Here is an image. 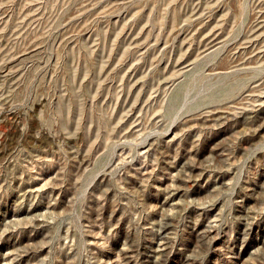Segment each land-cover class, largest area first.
Listing matches in <instances>:
<instances>
[{
    "label": "rangeland",
    "instance_id": "obj_1",
    "mask_svg": "<svg viewBox=\"0 0 264 264\" xmlns=\"http://www.w3.org/2000/svg\"><path fill=\"white\" fill-rule=\"evenodd\" d=\"M0 264H264V0H0Z\"/></svg>",
    "mask_w": 264,
    "mask_h": 264
},
{
    "label": "bare ground",
    "instance_id": "obj_2",
    "mask_svg": "<svg viewBox=\"0 0 264 264\" xmlns=\"http://www.w3.org/2000/svg\"><path fill=\"white\" fill-rule=\"evenodd\" d=\"M261 243V242H260ZM262 244V243H261Z\"/></svg>",
    "mask_w": 264,
    "mask_h": 264
}]
</instances>
